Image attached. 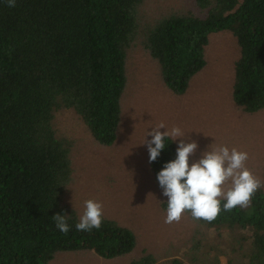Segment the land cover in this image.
<instances>
[{
  "label": "trees",
  "instance_id": "obj_1",
  "mask_svg": "<svg viewBox=\"0 0 264 264\" xmlns=\"http://www.w3.org/2000/svg\"><path fill=\"white\" fill-rule=\"evenodd\" d=\"M141 1L16 0L10 8L0 0V264H51L57 253L76 251L113 259L135 248L134 232L109 218L99 230H76L80 217L64 200L69 145L52 120L57 110L72 109L98 144L115 142ZM195 1L202 16L171 13L145 31L144 47L165 87L183 94L206 63L209 35L229 31L239 50L231 98L247 113L264 110V0ZM166 145L156 161L148 158L158 186L157 173L176 158L174 141ZM57 213L70 217L66 235L52 219ZM194 220L214 231L209 251L220 252L212 260L201 253L200 264H264L262 187L247 208ZM129 264L161 263L144 252ZM162 264L184 263L172 257Z\"/></svg>",
  "mask_w": 264,
  "mask_h": 264
},
{
  "label": "rangeland",
  "instance_id": "obj_2",
  "mask_svg": "<svg viewBox=\"0 0 264 264\" xmlns=\"http://www.w3.org/2000/svg\"><path fill=\"white\" fill-rule=\"evenodd\" d=\"M188 12L203 15L195 0H142L138 6V33L127 50L121 117L112 145L98 144L72 109L55 112L52 126L55 135L68 143L72 166L65 203L80 217L85 200L102 201L104 217L130 228L136 245L113 259L88 251L61 252L51 264H129L144 252L161 264L172 257L184 264H200L203 252L207 251L210 260L220 255L219 250L209 251L217 243L214 231L188 213L179 222L165 223L168 198L153 178L147 145L143 144L151 127L161 122L168 129L179 126L186 133L183 139L198 143L190 164L209 147H235L249 153L246 166L264 181V110L247 113L231 98L233 62L239 52L235 37L229 31L209 35L204 48L206 63L179 95L165 87L157 62L144 47L145 31L158 19ZM180 139L174 141L176 147ZM216 237L225 238L219 233Z\"/></svg>",
  "mask_w": 264,
  "mask_h": 264
},
{
  "label": "clouds",
  "instance_id": "obj_3",
  "mask_svg": "<svg viewBox=\"0 0 264 264\" xmlns=\"http://www.w3.org/2000/svg\"><path fill=\"white\" fill-rule=\"evenodd\" d=\"M7 6H16V0H7ZM166 129V131H160ZM185 132L174 126L168 129L161 122L147 132L144 143L149 153V163L156 161L171 138L179 140L176 158L166 162L157 173V180L162 194L167 197V215L165 223L179 222L185 211H190L194 219L214 221L222 211H232L237 206L247 208L252 203L256 192L264 187V181L246 166L249 159L247 151H241L227 146L209 147L201 157L189 163L194 156L198 143L195 140L186 141ZM154 145V146H153ZM67 214L57 213L52 216L56 227L63 234L70 231ZM104 219L102 201L88 199L84 201V210L75 225L77 231L91 232L99 230Z\"/></svg>",
  "mask_w": 264,
  "mask_h": 264
}]
</instances>
